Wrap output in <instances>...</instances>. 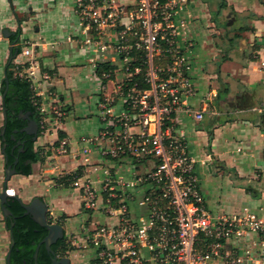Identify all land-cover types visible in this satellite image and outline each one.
I'll return each mask as SVG.
<instances>
[{"label": "crops", "instance_id": "obj_1", "mask_svg": "<svg viewBox=\"0 0 264 264\" xmlns=\"http://www.w3.org/2000/svg\"><path fill=\"white\" fill-rule=\"evenodd\" d=\"M134 4L133 0H112L109 5L129 12ZM185 4L176 22L179 47L185 48L196 89L187 104L202 112L203 120L220 116L219 121H233L213 129L210 153L207 132L198 129L203 120L181 113L177 127L185 135L199 182L207 189L201 188L209 212L216 217L251 212L264 222V193L253 198L235 188L227 175L212 173L214 156L241 178L264 177V67L260 65L264 63V0H185ZM82 28L74 0H0V37L4 29L15 32V47H21L13 61L16 68L41 79L38 116L44 127L33 142L44 162L32 163L31 174H16L8 183L23 203L33 198L45 202L48 219L62 226V240L72 248L57 258L67 257L70 264H93L94 251L81 243V232L85 226L106 221L98 211L83 207L81 190L73 182L89 181L100 195L107 174L127 180L133 166L146 165L99 154L100 133L106 126L100 105L116 99L117 84L125 74L114 50L99 53L82 46ZM12 38L7 39L9 47ZM107 38L116 43L114 31ZM26 49L28 56L22 54ZM245 92L255 97L247 104L253 106L241 110L238 106ZM220 94L224 100L211 99ZM235 100H240L236 106L221 110L224 101ZM63 141L66 153L61 155L58 148ZM222 199H235L239 206L225 212Z\"/></svg>", "mask_w": 264, "mask_h": 264}, {"label": "built area", "instance_id": "obj_2", "mask_svg": "<svg viewBox=\"0 0 264 264\" xmlns=\"http://www.w3.org/2000/svg\"><path fill=\"white\" fill-rule=\"evenodd\" d=\"M133 1L126 12L109 5L112 0H74L82 46L114 50L125 74L116 99L100 105L106 126L99 154L147 165L133 166L127 180L107 174L100 195L89 181L73 182L83 207L106 218L85 226L81 243L94 251L93 264H264V222L251 212L232 217L209 212L195 160L176 124L181 113L197 122L204 118L187 104L196 89L176 22L185 0ZM111 30L116 43L107 38ZM19 75L31 84L40 116L41 79L32 71ZM58 152L66 153L64 141Z\"/></svg>", "mask_w": 264, "mask_h": 264}, {"label": "trees", "instance_id": "obj_3", "mask_svg": "<svg viewBox=\"0 0 264 264\" xmlns=\"http://www.w3.org/2000/svg\"><path fill=\"white\" fill-rule=\"evenodd\" d=\"M222 9V6L219 8ZM20 30H17L16 35L18 36ZM238 37V36H236ZM12 38L11 41H14ZM15 50L18 55L21 53V47L16 46ZM16 64L11 62L5 69V77L0 83V92L3 94L5 88L4 79L8 80L7 91L3 98V106L6 110V122H5V136L7 141H9V136L12 134L13 130L19 131L26 125V121L18 118V113L30 112L31 117L36 121L39 126V133L42 132L40 128V119L38 116L37 106L32 102L33 91L31 89V84L23 77L19 75L21 68H16ZM38 100V99H37ZM217 101L218 97H216ZM39 103V101H38ZM263 117V116H262ZM211 118L215 119V116ZM233 119L228 118L223 121L214 120L211 126H204L201 124V129L205 130L208 135V146L207 152L210 153V143L213 137V129L219 127L225 123L232 122ZM215 125V126H214ZM60 136V135H59ZM15 138L24 137V134L17 133L14 135ZM6 151L9 152V149ZM15 156L18 158V162L15 166L17 174H22L28 176L31 174V164L37 162H44V158L40 155L38 151L34 150V143L28 138V141L23 146V152L17 155V150L14 152ZM264 158V151H263ZM13 159H9L11 164ZM212 161L215 166H213V175H218L220 173L227 175L233 186L236 188H242L251 196L254 194L253 198H257L261 193L264 192V177H259L258 179L241 178L238 176L237 172L233 168H228L224 163L219 162L216 157L212 156ZM6 208L15 217L7 222V226L10 227L11 223H14L13 229L11 231L14 245L10 254V264H33V253L37 244L43 239L47 234L46 230L38 226L29 215H24V210L21 208L16 200L10 199ZM10 230V229H9ZM51 249L54 255H62L72 248L68 247L64 240H61L57 245H52ZM51 255L46 252L43 246L40 247L37 254L38 264H48L51 260Z\"/></svg>", "mask_w": 264, "mask_h": 264}, {"label": "water", "instance_id": "obj_4", "mask_svg": "<svg viewBox=\"0 0 264 264\" xmlns=\"http://www.w3.org/2000/svg\"><path fill=\"white\" fill-rule=\"evenodd\" d=\"M3 37L6 39H10L12 37H15V32H11L8 29H4L3 32ZM18 38H16L14 41L11 42L10 47L8 48V58L5 64V67H7L11 62L15 60L17 57L18 53L15 50V45L17 42ZM3 76L5 77V69L3 71ZM4 84H5V90L1 96V105L3 106V98L5 96V93L7 91V84L8 80L4 79ZM248 93H244L241 97V105L238 106L239 109L243 110L246 109L247 107L253 106L251 103L249 105L248 102L250 98L255 97V93H251L249 96ZM3 117H6V110L3 108ZM18 118L27 121L26 126L21 128L19 131L14 130L13 134L16 133H23L27 136H30L31 141L35 142L38 133H39V126L36 123V121L31 117L30 112L18 113ZM220 116H215L216 120H219ZM214 118L212 119H204L203 124L204 126H211L215 120ZM13 134L10 136L11 139H14ZM4 135V130L0 132V136L3 138ZM1 153L5 154L4 147L1 149ZM18 162V158H15L13 165H8L6 169L4 170V179L2 183V192L0 194V208L1 212L3 213V217L6 218L8 215L11 214V212L4 207L5 203L7 202V199H13L16 200L21 208L24 210V215H29L31 219L40 227L44 228L47 232V234L43 237V239L37 244L35 247L32 259H33V264H38L37 263V254L41 246H43L46 250L47 253H49L52 257L51 260L48 264H70L69 259L67 257H62V258H57V256L54 255L53 250L51 249V246L56 244L58 241L62 240L64 237V231L61 225L57 223H51L48 220L47 217V205L45 202L40 199V198H33L29 203H23L13 192L12 189L8 188V182L10 178L14 175L17 174L15 166ZM7 164V159L5 161ZM209 171H211V166H208ZM254 197V194L252 195ZM14 245L13 238H11V243L9 245V249L6 254L5 258V264H10V254L12 247Z\"/></svg>", "mask_w": 264, "mask_h": 264}, {"label": "rangeland", "instance_id": "obj_5", "mask_svg": "<svg viewBox=\"0 0 264 264\" xmlns=\"http://www.w3.org/2000/svg\"><path fill=\"white\" fill-rule=\"evenodd\" d=\"M221 17H222V19H221V22H222L224 19H223V16H221ZM227 20H229V21H227V24H228L231 20L230 17ZM231 27H233V26H231ZM225 30H227V29H225ZM8 47H9V43L7 42V39H5L1 36L0 37V82L3 79V70H4V67H5L7 58H8ZM200 91L203 92L202 89ZM211 99L213 101H215L216 98L215 99L211 98ZM224 99H225L224 94H220L218 100L222 101ZM0 103H1V92H0ZM225 108L226 107L223 106V109H225ZM226 111H227V109L224 110V112H226ZM1 124H2V115H1V104H0V126H1ZM198 129L201 130V125L198 126ZM213 176H218V175H213ZM3 179H4L3 159H2L1 154H0V194L2 192ZM200 185H202V184H200ZM7 186H8V188H11L9 183ZM201 188H203L202 190L204 192L207 190L205 187H203V185L201 186ZM223 201L224 202L222 204L226 208V210H224L225 212H227L230 207H232V209H235V208H238V206H239L237 200H235V199L229 200V201H227V200L226 201L223 200ZM9 245H10L9 233L5 227L4 222H3L2 214L0 213V264H5V255L8 251Z\"/></svg>", "mask_w": 264, "mask_h": 264}, {"label": "flooded vegetation", "instance_id": "obj_6", "mask_svg": "<svg viewBox=\"0 0 264 264\" xmlns=\"http://www.w3.org/2000/svg\"><path fill=\"white\" fill-rule=\"evenodd\" d=\"M238 102H240V100H235L234 102H231V101H224V103L221 106V110L223 111V106H225L226 108L225 109H229V108H232L234 106H236L238 104ZM1 114H2V124L0 126V132L4 130V135H3V138L0 136V152H1V149L2 147H4V151H5V154H2V158H3V165H4V170L6 169V167L8 165H13V162L15 160V158H17V156H15L14 152L17 150V155L19 154L18 152H22L23 150V146L26 144V142L28 141V137L27 138H24V137H19V138H15L13 134V131H12V134H13V137L14 139H11V135L9 136V141H7L6 139V136H5V122H6V119L3 117V108L1 109ZM17 134V133H16ZM7 149H9V152L6 151ZM13 159L11 162V164L9 163V159ZM7 159V164L5 163ZM16 166V165H15ZM15 166H12V167H15ZM10 199H7V202L5 203L4 207L6 208V205H8V201ZM7 209V208H6ZM0 213L2 214V218H3V222L5 224V227L6 229L8 230V233H9V240H10V243H11V238L12 237V229H13V226H14V223H11L10 224V227L7 226V222L10 220V219H14L15 217L12 215V213L10 215H8L6 218L3 217V213L1 212V208H0ZM10 229V230H9ZM61 241V240H60ZM60 241H58L56 244L54 245H57ZM9 249V247H8Z\"/></svg>", "mask_w": 264, "mask_h": 264}]
</instances>
